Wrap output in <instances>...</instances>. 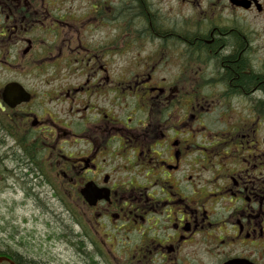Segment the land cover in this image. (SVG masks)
<instances>
[{"label": "flooded vegetation", "instance_id": "obj_1", "mask_svg": "<svg viewBox=\"0 0 264 264\" xmlns=\"http://www.w3.org/2000/svg\"><path fill=\"white\" fill-rule=\"evenodd\" d=\"M77 1L0 0V264H264V0Z\"/></svg>", "mask_w": 264, "mask_h": 264}, {"label": "rangeland", "instance_id": "obj_2", "mask_svg": "<svg viewBox=\"0 0 264 264\" xmlns=\"http://www.w3.org/2000/svg\"><path fill=\"white\" fill-rule=\"evenodd\" d=\"M74 7H76L74 11H76V15L80 19V15H83L86 11L85 6L80 0H78ZM138 8H140L141 11L148 9L146 7ZM79 21L85 22L86 20L81 19ZM24 184L27 188V195H23L24 198L27 200V202H30L31 207H38L37 212H39L38 217H35V215H37V212L34 213L33 219L35 221L33 223V227L31 228V230H29V232L25 227L26 223L28 222L30 212L33 209L27 208L25 215L23 212V207L26 204V201L24 200V198L20 197H16V200H13L14 196L10 194L13 193L12 190H8V194L0 196L2 197V199H0V219H2L0 220V238L3 240H7L9 237V244L11 245L14 244L15 236H18L17 239L26 242L29 238H23L25 237V235H40L41 233L39 232L42 230V223L39 222L40 219L49 218V215L63 213L62 210H56V207L53 204H50L51 194L53 193H51V190L49 188L42 186L38 183V181H34L30 176L28 177V181ZM14 204L16 205V207ZM6 222L10 223V225H5ZM14 225L17 226V229L14 228ZM22 233L24 235L20 236ZM43 249H47L46 244Z\"/></svg>", "mask_w": 264, "mask_h": 264}, {"label": "bare ground", "instance_id": "obj_3", "mask_svg": "<svg viewBox=\"0 0 264 264\" xmlns=\"http://www.w3.org/2000/svg\"><path fill=\"white\" fill-rule=\"evenodd\" d=\"M4 177H6V178H10L11 175H10V174H5ZM16 197H17V196H14V197H13V200H16ZM27 205L29 206V207H27V208H29V209H33V210H31V212H30V216H29L28 221H35V220L33 219V216H34V213L38 211V207H37V208H33V207H31V206H30V202H27ZM38 214H39V212H37V215H35V217H38ZM0 220H2V219H0ZM39 222H40V223H43V226H45V227L42 228V229L45 230L46 236H48V237L51 236V237H55V238L59 236V235H56V234H55V233L57 232V230H58V226H57V223H56L54 220H51V222H46V221H45V222H42L41 219H40ZM64 222H65L66 224H68V225H72V224H73L72 219H71V218H67V217L64 218ZM5 225H10V223L6 222ZM14 226H15V225H14ZM63 229H64V226H63V222H62V224H61V226H60V230H63ZM60 236H61V235H60ZM92 260H93V259H92Z\"/></svg>", "mask_w": 264, "mask_h": 264}, {"label": "trees", "instance_id": "obj_4", "mask_svg": "<svg viewBox=\"0 0 264 264\" xmlns=\"http://www.w3.org/2000/svg\"><path fill=\"white\" fill-rule=\"evenodd\" d=\"M142 16L146 19V20H148V18H147V15L145 14V13H143L142 14ZM234 68H233V71L234 72H239L240 73V67H242V63H237V64H235L234 66H233ZM235 78H236V76H234ZM252 80V76H240V79H239V82H242L244 85H246V84H251V81ZM84 261H85V264H90V262H89V260H87L86 258H84Z\"/></svg>", "mask_w": 264, "mask_h": 264}]
</instances>
